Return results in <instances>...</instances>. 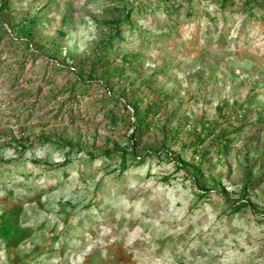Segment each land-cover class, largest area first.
<instances>
[{"label":"rangeland","instance_id":"1","mask_svg":"<svg viewBox=\"0 0 264 264\" xmlns=\"http://www.w3.org/2000/svg\"><path fill=\"white\" fill-rule=\"evenodd\" d=\"M8 1L0 264H264V0H135L108 50L124 0ZM133 142L149 154L122 172Z\"/></svg>","mask_w":264,"mask_h":264},{"label":"trees","instance_id":"2","mask_svg":"<svg viewBox=\"0 0 264 264\" xmlns=\"http://www.w3.org/2000/svg\"><path fill=\"white\" fill-rule=\"evenodd\" d=\"M213 3H218L220 6H224L226 3V0H209ZM8 0H1L0 1V26H1V22H2V17L3 15L6 13L5 11L7 10V6H8ZM124 5H123V9H122V14L116 18L113 19L112 22L109 24V29L107 32V36L106 39L103 40L100 43V46L104 47L105 50L108 49H118L119 46L116 44H114L115 41H120L123 40L125 37V35H129L132 31L137 30V25H136V19H135V10H137V13L140 11H143L147 9H162L163 11L167 12V13H171L174 9H176L177 5L176 3H174V1L171 0H153V2L149 1V2H145V6L143 7V9H139V5L140 3L135 4V0H124ZM189 6H188V14H191V9H192V0H189ZM177 5V6H176ZM191 8V9H190ZM5 34L7 33L6 30ZM14 32L13 30L11 31V33ZM15 33V32H14ZM22 35L24 36L23 38L25 39L26 42V48L31 51V47H30V41L28 39V35L22 33ZM2 38V37H1ZM14 39H17V37L15 36ZM100 47V48H101ZM102 47V48H103ZM101 48V49H102ZM101 55V53L99 54ZM136 57L134 55L131 54H127V53H123L122 55H120L119 57H116L114 59H107V58H103L100 57V62H102L103 66L104 64L107 63H126V64H132V60L135 59ZM107 59V61H106ZM68 70L73 71V74L75 73V81H81L83 76L86 78H91L92 73V69L88 68V70L85 72L84 69H77L75 67H68ZM90 82V81H89ZM71 90V89H70ZM157 105H154L153 107H155ZM153 109V108H152ZM149 114H155V113H150V109L147 111V116ZM139 144L137 142H133L132 144V149L129 151H121L118 152V156L120 157V164L121 167L120 169L123 170L122 172H124L127 168V161L130 159L131 162H133L134 164H140L142 161V159H144L146 156H148L149 153H144L143 155L139 156L136 155L135 153V148H137ZM160 152H162L161 149L157 150L156 153L159 154ZM107 154V153H105ZM173 157L175 159H178L174 154ZM179 160V159H178ZM178 168L180 169H184L186 172L190 173L191 176L193 177V180L195 182V184L197 183V177L199 175L203 174L202 168L200 165H190L187 162H183V161H178ZM195 188H198V185L196 184V186H194ZM201 193L203 194L201 196H205L207 193H209V189L201 186ZM244 198L245 199H240L237 203L231 205V208H235L237 210H242L244 208H251V202L248 199L247 196V192L246 189H244Z\"/></svg>","mask_w":264,"mask_h":264}]
</instances>
